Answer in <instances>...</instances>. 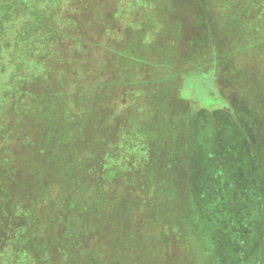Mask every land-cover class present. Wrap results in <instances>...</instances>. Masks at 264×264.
<instances>
[{
	"label": "rangeland",
	"instance_id": "obj_1",
	"mask_svg": "<svg viewBox=\"0 0 264 264\" xmlns=\"http://www.w3.org/2000/svg\"><path fill=\"white\" fill-rule=\"evenodd\" d=\"M233 1L3 0L0 264H264V0ZM220 6L212 50L202 21ZM183 26L216 70L168 89L193 99L188 119L165 96L166 64L191 47L166 45ZM208 94L232 107L217 117L241 160L223 171L203 154ZM200 164L209 192L191 180Z\"/></svg>",
	"mask_w": 264,
	"mask_h": 264
},
{
	"label": "trees",
	"instance_id": "obj_2",
	"mask_svg": "<svg viewBox=\"0 0 264 264\" xmlns=\"http://www.w3.org/2000/svg\"><path fill=\"white\" fill-rule=\"evenodd\" d=\"M155 1V3H153L154 5H151L153 8H156V4L157 3H160V0H153ZM239 0H234L233 3L236 4V2H238ZM169 3H173V0H168ZM257 3V2H256ZM233 7L235 8V6L233 5ZM232 6H226L225 9L229 12L232 8ZM214 8V13L211 14L208 18L205 17L204 18V21H202L203 25H204V34L205 35H208L209 36V41L211 42V45L210 47L212 48V43L214 44H218L220 41V38L217 37V34H220L221 35V32H217V28H216V23H217V20L216 18L221 22L223 20L222 18V15H223V12L222 13H219L221 12V9L223 10V7L220 6V7H213ZM217 9H219V11H217ZM263 11V10H262ZM8 11L4 9V6H3V0H0V51H1V47H4L5 46V40L3 39V34H2V30L6 27V19L8 18ZM245 14H243L241 17L243 18ZM184 24V23H183ZM218 24V23H217ZM186 34V35H185ZM200 35L198 32L194 33L192 32L191 30L187 31L186 30V27L183 26L182 30L176 34L175 36H172L171 37V42H169L167 45L168 49H177L178 47L174 44H171V43H176L178 41H181V42H186V43H189L191 47H186L184 46V51L181 53V57L179 60H177L176 62L178 63L177 66L178 68H174L172 69V62L170 61V63H167L166 64V67L165 68H168V70L166 71L167 75H166V80H171L172 81V86L169 88H167V95L165 96H168V93L170 92V90L168 89H172L175 90V87L177 85V79H180L181 75L184 74V77H187V78H190L189 75L191 76H198L197 79H193L191 78L194 82H203L205 80H207L209 77L212 76V78H210L213 82H214V71L213 73H210L211 71L208 70L207 66L209 62L208 61V58H213L212 56H209V57H204V56H199L198 53H195V47H196V44H197V40L200 39ZM222 39H226L225 37H223V35L221 36ZM7 43V42H6ZM213 44V45H214ZM225 46V45H223ZM215 47L212 48V50H214ZM184 54H189L185 57L182 58V56ZM203 57V58H200L199 57ZM216 56V54H215ZM217 57V61H218V65H221V67L224 66V63L225 61L222 59V56H216ZM221 58L222 60L218 59V58ZM183 59H192L189 61V63H192L191 64V67H188V69H182V66L179 65V62L180 60L183 61ZM209 59V60H211ZM161 62L163 63V60H161ZM203 62L202 65H200L201 63ZM162 75V74H161ZM151 78H152V75H151ZM160 81H163L161 76L159 78H156L151 81L150 83H152L153 85H157V86H162L160 85ZM179 84V83H178ZM197 85L193 86L191 89H192V92H194V88H196ZM175 93V92H174ZM175 95V99H179L180 101V106H182V110H181V114L182 116L185 115V118L188 119L190 117V115H192L194 112L190 110V104L187 103L189 101H193L192 98H182V97H179L177 96L176 94H173ZM173 95H169L168 98H170L171 100L173 99L172 96ZM200 96H203V95H200ZM211 96L208 94V95H205L203 98V102H204V106L201 107V109L199 110H195L197 112H200L201 114H203V112H206V111H209L207 109H204V108H208V107H212L214 108L213 106H215V108H219L217 110H214L212 113H213V119H205L207 122L210 121L213 123L212 125V128H210V132H209V135H210V138H214L215 141H213V146H214V149H215V152L216 153H211V152H204V156L208 153V156L205 157L206 159V162L209 161L210 163L207 165L208 166H211V157H214L213 161L215 162L214 163V166H213V169L214 170H220V171H223L225 168L224 167V162H232V159L234 160H238L240 162L241 160V156L239 154H235L232 149L230 148V146H227L228 143L226 142V135L222 134L220 132V130L222 129L221 125L223 124V118L217 117L218 114H225V113H229L231 110H232V107L230 106V104L226 103L225 101L222 102L221 104H216V103H213L211 101ZM165 99V98H164ZM215 99V98H213ZM220 106V107H219ZM224 116V115H223ZM222 116V117H223ZM189 122H192V120H189ZM183 128V127H182ZM192 128V126L189 124L188 126V130L190 131V129ZM212 146V147H213ZM210 147V146H209ZM234 148V147H233ZM203 154H201L200 156H202ZM250 156H251V161L253 162V164L251 165L252 168H251V171H252V176L249 178V181H251V186L255 189H258L259 188V185L261 184L262 182V178L260 176V173H259V167L257 165V154L255 152H251L249 153ZM248 157V155H247ZM247 159V158H246ZM200 160L201 157H200ZM236 160V161H237ZM202 162V161H201ZM207 165L205 166H202L200 164V166L196 169H194V172H193V175L191 176V180H193L195 183H197L200 179H201V189H205V188H209L208 189V192L210 191V184H211V181L210 179L208 178V176H206V178L204 179V175H203V171L206 170V169H202V167H207ZM216 165H219V166H216ZM210 169L212 170V168L210 167ZM10 181L12 182V180L10 179ZM193 189V188H192ZM194 190V189H193ZM194 195L196 196L197 192H193ZM199 195V193L197 194V196ZM138 209H142V205L139 206ZM116 220H119L120 222H122V215L120 213H118V217Z\"/></svg>",
	"mask_w": 264,
	"mask_h": 264
}]
</instances>
